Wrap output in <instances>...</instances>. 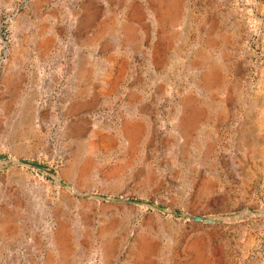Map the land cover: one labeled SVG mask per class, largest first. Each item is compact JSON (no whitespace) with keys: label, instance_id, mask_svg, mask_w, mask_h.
I'll return each mask as SVG.
<instances>
[{"label":"rangeland","instance_id":"1","mask_svg":"<svg viewBox=\"0 0 264 264\" xmlns=\"http://www.w3.org/2000/svg\"><path fill=\"white\" fill-rule=\"evenodd\" d=\"M0 264H264V0H0Z\"/></svg>","mask_w":264,"mask_h":264},{"label":"water","instance_id":"2","mask_svg":"<svg viewBox=\"0 0 264 264\" xmlns=\"http://www.w3.org/2000/svg\"><path fill=\"white\" fill-rule=\"evenodd\" d=\"M33 166L39 168V169H43V170H46L43 166L41 165H38V164H33ZM126 200V199H125ZM191 220L192 221H195V222H201V221H204V222H207V223H211L214 221V219L210 218V217H204L202 215H192L191 216Z\"/></svg>","mask_w":264,"mask_h":264},{"label":"bare ground","instance_id":"3","mask_svg":"<svg viewBox=\"0 0 264 264\" xmlns=\"http://www.w3.org/2000/svg\"><path fill=\"white\" fill-rule=\"evenodd\" d=\"M209 77H210V76H209ZM211 77H212V76H211ZM211 77H210V78H211Z\"/></svg>","mask_w":264,"mask_h":264}]
</instances>
